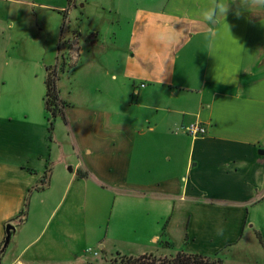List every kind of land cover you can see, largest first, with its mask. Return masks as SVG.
I'll return each mask as SVG.
<instances>
[{
    "label": "crops",
    "instance_id": "0c3cea01",
    "mask_svg": "<svg viewBox=\"0 0 264 264\" xmlns=\"http://www.w3.org/2000/svg\"><path fill=\"white\" fill-rule=\"evenodd\" d=\"M161 9L132 35L126 83L89 86L76 94L82 103L63 98L53 134L26 78L42 63L46 95V68L60 69L59 14L69 10L65 0H0V249L30 195L0 263L11 251L9 264L71 258L92 224L104 254L114 251L107 243L138 247L122 253L133 257L159 243L264 261V0ZM193 124L206 134L189 135Z\"/></svg>",
    "mask_w": 264,
    "mask_h": 264
},
{
    "label": "rangeland",
    "instance_id": "374dc122",
    "mask_svg": "<svg viewBox=\"0 0 264 264\" xmlns=\"http://www.w3.org/2000/svg\"><path fill=\"white\" fill-rule=\"evenodd\" d=\"M34 1L39 3L45 0ZM166 1L167 0H65V11L69 10V14H59L62 18H60V20L63 22L60 26L62 27L64 36L61 42V55L59 57V67L61 70L58 69V71H56V85L58 87L60 99L70 100L74 103H82L84 100H80V97H77L76 94L77 92H83V89H88L89 86L124 85L126 79L120 74V69L123 70L121 64L124 62V57L131 48L132 35L142 31L141 21L146 13L153 11L155 14H161L159 12L162 11L161 8L166 5ZM74 3H76V7ZM91 36L95 37L90 40ZM91 41H95V44H91ZM34 43L37 44V41H34ZM40 44H42L41 40ZM76 45L81 49L80 54H78L79 49ZM43 55H45V52H43ZM47 57H49V55H47ZM94 62H96L97 66ZM31 70V77L26 78V80L27 83L34 85L33 90L29 87L33 95V110L39 112L35 113L36 115H40L39 118H42L44 111L42 108H45V90L43 87L44 84L40 79L42 71H44L45 68L42 63H35ZM15 79L21 81L17 74ZM132 84L133 83L129 81L127 85ZM72 88L73 92L69 93ZM99 98H102V96H99ZM48 118H51L50 114ZM53 123L54 127L52 128ZM56 123L55 119L51 120L48 126V129H50L49 132L54 134ZM56 128L58 130V126H56ZM53 140L50 141L53 142ZM26 198V202L29 203V193ZM23 211L24 209L19 212L18 218L23 219ZM20 223L21 221L19 222L18 219L17 221H11V223L7 225L10 224L15 227ZM91 226L95 227V234H91L87 237L89 240L84 238L78 242L77 245L73 243L71 258L65 256L64 259H51L35 264H111L115 259L119 260L122 256H127L122 254L123 252L127 254L133 253L135 255L142 252L139 251L136 246L115 242L114 244L107 243L110 250L114 251H108L107 254L101 253L98 248L99 246L93 240L98 233V226H94L93 224ZM106 229L107 227H105V232ZM114 234L119 237L117 235L118 233L115 232ZM102 236H106L104 231L102 232ZM145 240L147 241V235L145 236ZM25 242L26 239L24 238L21 244L24 245ZM158 244H153L151 250L154 251L146 254L149 263H151V258H155L156 260H171L176 252H178V248L173 247L174 245L170 248H168L169 246L164 248L161 244ZM3 245L0 249L1 252L3 251ZM21 247L23 246H20V248ZM10 248L8 252H10ZM116 250L121 253H118ZM74 252L78 253V258L74 257ZM96 253H98L99 256H96ZM11 254H13L12 251L10 255L8 254L4 259H1L0 264H9L11 259L14 258ZM230 254L231 252L226 250V253L223 255L228 256ZM1 256L3 257V254ZM251 256L253 257V255ZM222 258L225 257H217V259H221L224 264H233L231 261H226V259L223 260ZM256 259L257 258H255L253 262L256 261ZM250 263L252 262L248 260L241 264ZM259 264H264V261L261 260Z\"/></svg>",
    "mask_w": 264,
    "mask_h": 264
},
{
    "label": "trees",
    "instance_id": "16d2710c",
    "mask_svg": "<svg viewBox=\"0 0 264 264\" xmlns=\"http://www.w3.org/2000/svg\"><path fill=\"white\" fill-rule=\"evenodd\" d=\"M56 65H58V62ZM46 72V95L44 98L45 108L46 111L51 115V118L55 119L57 116L63 114V108L65 107L66 103L59 97L58 87L56 85V69L53 67H47ZM51 118L49 119L50 122L53 120ZM27 210L28 203L26 202L23 211V219H20L21 221L25 220L27 216ZM147 260L149 259L146 257V255L139 257L122 256L119 260L115 259L111 264H224L221 259L205 257L202 255L187 254L181 251L177 252L175 256L171 258V260H156L155 258H151V263H149Z\"/></svg>",
    "mask_w": 264,
    "mask_h": 264
},
{
    "label": "built area",
    "instance_id": "2783aa9c",
    "mask_svg": "<svg viewBox=\"0 0 264 264\" xmlns=\"http://www.w3.org/2000/svg\"><path fill=\"white\" fill-rule=\"evenodd\" d=\"M186 132L193 136V137H199V136H203L206 134V128L203 127L202 125L200 124H193L191 125L190 127L186 128L185 129Z\"/></svg>",
    "mask_w": 264,
    "mask_h": 264
},
{
    "label": "water",
    "instance_id": "95a60500",
    "mask_svg": "<svg viewBox=\"0 0 264 264\" xmlns=\"http://www.w3.org/2000/svg\"><path fill=\"white\" fill-rule=\"evenodd\" d=\"M16 231V228L12 225H7L6 226V238H5V242L3 245V251L6 250V248L8 247L11 237H12V233Z\"/></svg>",
    "mask_w": 264,
    "mask_h": 264
},
{
    "label": "clouds",
    "instance_id": "9594fccd",
    "mask_svg": "<svg viewBox=\"0 0 264 264\" xmlns=\"http://www.w3.org/2000/svg\"><path fill=\"white\" fill-rule=\"evenodd\" d=\"M222 11H224V9H222Z\"/></svg>",
    "mask_w": 264,
    "mask_h": 264
}]
</instances>
